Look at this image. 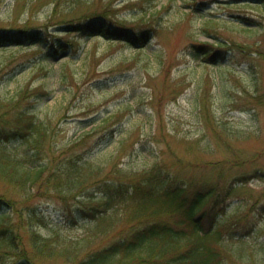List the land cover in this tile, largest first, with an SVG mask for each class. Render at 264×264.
I'll list each match as a JSON object with an SVG mask.
<instances>
[{
	"label": "rangeland",
	"instance_id": "rangeland-1",
	"mask_svg": "<svg viewBox=\"0 0 264 264\" xmlns=\"http://www.w3.org/2000/svg\"><path fill=\"white\" fill-rule=\"evenodd\" d=\"M204 1L193 3L196 12L185 17L191 9L186 0H115L117 16L133 22L146 10L169 6L161 15L152 48L144 51L151 62L146 56L136 57V46L81 36L69 54L58 59L40 60L36 47L21 49L17 59L21 64L0 76V92L13 91L30 80L44 86L47 93L38 107L41 114L49 111L55 117L57 157L75 144L72 152L103 162L110 172L116 163V168L127 172V180L138 178L157 160L179 180L215 181L222 176L227 183L234 182L236 190L220 215L226 223L224 235L229 248H242L233 250L239 264H264V0ZM105 2L0 0V27L39 28L56 37L54 32L64 21L78 20ZM240 15L252 16L258 23L245 28L238 24L243 20ZM213 18L221 34L253 48L248 52L234 48L219 65L206 66L205 57L190 45L196 38L214 41V35L200 28ZM116 112L117 118L104 125L102 118ZM89 130L92 134L84 137ZM43 153L33 160L43 162L44 156H51L50 151ZM233 160L235 165L228 162ZM255 170L263 174L247 183L234 181ZM87 190L97 191L89 184L66 201L43 191L24 202L0 181V193H9L19 207L38 208L45 223L36 220L35 228L43 235L66 247L77 242L85 249H101L127 234L137 220L132 219L130 200L111 210L113 226L106 219L104 223L79 217L83 194L79 195ZM66 260L53 256L38 262L67 264Z\"/></svg>",
	"mask_w": 264,
	"mask_h": 264
},
{
	"label": "trees",
	"instance_id": "trees-1",
	"mask_svg": "<svg viewBox=\"0 0 264 264\" xmlns=\"http://www.w3.org/2000/svg\"><path fill=\"white\" fill-rule=\"evenodd\" d=\"M114 1L107 0L103 7L88 10L78 20L62 21L63 26L54 32L56 37H48V32L39 28L0 27V76L8 75L21 64L17 60L21 49L36 47L40 60L46 57L58 59L66 57L81 36L104 37L110 42L136 46L139 49L136 57L146 56L151 62L144 51L152 48L151 40L158 31L161 15L169 6L155 12L146 10L133 22L117 16ZM186 1L191 9L185 17H190L196 12L193 3L199 0ZM201 2L205 4L204 0ZM239 18L243 20L238 24L245 28H250V22L258 23L252 16L240 15ZM218 23L214 18L208 19L200 27L208 35H214V41H202L195 33L192 35L196 39L190 46L205 57L206 66L219 65L228 59L234 48L244 52L253 48L225 37L218 31ZM46 93L43 85H34L32 80L13 91L0 92V181L21 195L24 202L43 191L66 201L90 184L97 191L87 190L79 195L83 194L79 197V217L101 222L106 219L112 225L111 210L115 211L130 200L132 219L137 221L130 224L127 234L101 249H85L77 242L66 247L65 243L45 236L35 228L36 220L45 223L37 207L29 204L24 210L14 197L2 192L0 264H40L38 260L53 256L68 257L67 264H239L234 251L241 252L242 248L234 251L229 248L224 235L226 223L220 220L227 200L236 190L234 182L227 183L222 176L215 181L179 180L164 171L161 165L159 167L157 160L138 178L127 180L124 177L127 172L116 168V163L112 164L110 172L103 162L89 161L81 153L72 152L75 144L64 148L61 157H57L53 150L57 147L53 144L55 117L49 111L41 114L42 108L38 107L43 100L42 94ZM118 115L116 112L103 117L104 125ZM91 134L92 130H89L84 137ZM9 144L15 145L16 149ZM22 146L25 149L18 151ZM44 151L51 152L49 159L44 156L43 162H35L33 158L41 159ZM228 162L236 164V160ZM262 174L255 170L234 181L247 183ZM14 215L19 219L14 220ZM115 217L119 216L116 214ZM24 232L29 237V248Z\"/></svg>",
	"mask_w": 264,
	"mask_h": 264
}]
</instances>
